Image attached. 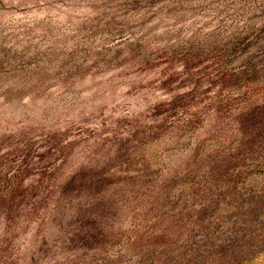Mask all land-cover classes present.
I'll return each mask as SVG.
<instances>
[{
  "label": "rangeland",
  "instance_id": "374dc122",
  "mask_svg": "<svg viewBox=\"0 0 264 264\" xmlns=\"http://www.w3.org/2000/svg\"><path fill=\"white\" fill-rule=\"evenodd\" d=\"M0 264H264V0H0Z\"/></svg>",
  "mask_w": 264,
  "mask_h": 264
}]
</instances>
